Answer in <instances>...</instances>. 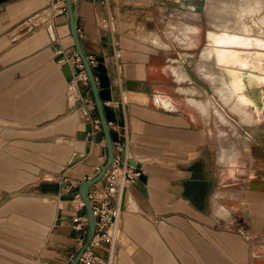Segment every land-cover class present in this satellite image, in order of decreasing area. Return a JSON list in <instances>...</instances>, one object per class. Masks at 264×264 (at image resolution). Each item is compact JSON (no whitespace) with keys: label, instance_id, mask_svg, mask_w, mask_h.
Instances as JSON below:
<instances>
[{"label":"crops","instance_id":"crops-1","mask_svg":"<svg viewBox=\"0 0 264 264\" xmlns=\"http://www.w3.org/2000/svg\"><path fill=\"white\" fill-rule=\"evenodd\" d=\"M72 3L112 141L140 169L116 242L93 251L111 264H264V32L237 48L246 105L214 58L208 104L203 83L175 66L196 60L172 56L167 25L172 9L200 13L203 0ZM77 56L65 0H0V264H69L85 241L78 186L107 148L88 79L64 71H80Z\"/></svg>","mask_w":264,"mask_h":264},{"label":"built area","instance_id":"built-area-1","mask_svg":"<svg viewBox=\"0 0 264 264\" xmlns=\"http://www.w3.org/2000/svg\"><path fill=\"white\" fill-rule=\"evenodd\" d=\"M87 59L92 67L94 59L91 57H87ZM59 62L63 64L65 60L59 59ZM73 64L80 69L75 76L81 80H87L86 72L78 56ZM108 126L110 128L112 123H109ZM92 127L96 130L101 129L99 119L92 121ZM112 145L114 157L112 163L101 178L103 183L99 187L93 188L90 191L88 190L87 192V198L94 216L95 230L78 264H111V254L106 260H103L93 251V248L107 244L111 250L118 236V219L121 211L123 192L128 185L135 182L140 174V169L128 164L121 157V153L125 147L124 140L112 141ZM76 205L79 207L83 206V201L78 195ZM79 226L82 227V224L80 223ZM79 242L82 241L80 240Z\"/></svg>","mask_w":264,"mask_h":264},{"label":"rangeland","instance_id":"rangeland-1","mask_svg":"<svg viewBox=\"0 0 264 264\" xmlns=\"http://www.w3.org/2000/svg\"><path fill=\"white\" fill-rule=\"evenodd\" d=\"M203 2H204L203 8L200 13L189 12V11L180 12V11H173L172 9V11H170V13L167 14V19H168L167 25H168L169 33L171 35L170 37L172 39H176L174 40L176 42V48L172 50L174 53L172 54V56L177 57L181 52H187V54L191 55V57L188 58V60H192V61L196 60V63L193 66H191V68L188 69L185 66H183L182 63H179L177 58L176 59L173 58L174 60L173 62H175V66H181L182 70L185 71L184 73H188V75H190L191 78L190 77L184 78L183 79L184 81L194 82L197 77L198 80L201 83H203L202 85L205 87L204 90L207 94V103L211 104L212 99L210 97L209 91L206 89L207 87L209 88L211 86L210 84L211 80L210 77H208V74H210V70L212 68L211 67L212 58H210L212 56H211V51L208 48V45L211 41L210 32H212L214 28L217 29L216 24L220 18L225 19L226 21L227 17L226 16L222 17L221 12L217 8H215L214 5L213 7H208L207 0H203ZM213 9H217V10H213ZM212 17L214 18L215 22ZM202 26L204 32L203 42L202 44L197 45ZM180 42L183 44H181ZM196 45L197 48H195ZM179 46L181 48L183 47L184 50L181 49ZM189 48H194V49L190 50ZM209 54L210 56H208ZM213 64L217 69H219V66H217L216 62H213ZM199 71H200V77H199ZM220 71L223 72V74L226 76V74L222 69ZM193 92L196 93V90L193 89Z\"/></svg>","mask_w":264,"mask_h":264},{"label":"bare ground","instance_id":"bare-ground-1","mask_svg":"<svg viewBox=\"0 0 264 264\" xmlns=\"http://www.w3.org/2000/svg\"><path fill=\"white\" fill-rule=\"evenodd\" d=\"M207 1H208V4L207 3L206 4L208 5V7H213L214 5L215 8H217L221 12L222 17L226 16L228 18L230 16L232 19L237 18V20L239 21V22L237 21L239 23L238 28H236L235 30L232 29L231 31H229L226 25V23H228L227 21L228 19H226V21L225 19H223L224 20L223 21L222 18H220V20L225 22L226 26H223L224 23L219 24V26H217V29L218 27L219 29L217 31L216 29H214L216 32H210L211 41L208 45V48L211 51V56H212L210 58L212 59L214 58L217 66H219V68H221L224 71V73L226 74L228 78H230V76L228 75L227 71L224 69L221 63L222 60H220V54L222 51L225 54H227V56L229 54L230 59L232 63L234 64L233 76L237 79L236 70H237L239 63L244 62L248 59L247 56L240 53V50L237 48H240V46L244 44V40L248 38V35L256 34V35L261 36V32H264V0H207ZM217 9H213V10H217ZM235 14H242V15L239 16ZM235 22L234 23L232 22V24H235ZM231 45H236V46H234L233 48H228ZM208 56H210V54ZM260 56L264 57V55H260ZM229 80L231 84V78ZM233 85L235 86L236 94L239 97L240 96L239 95L240 85H238V81H235Z\"/></svg>","mask_w":264,"mask_h":264},{"label":"water","instance_id":"water-1","mask_svg":"<svg viewBox=\"0 0 264 264\" xmlns=\"http://www.w3.org/2000/svg\"><path fill=\"white\" fill-rule=\"evenodd\" d=\"M65 7H66L67 15H68L69 27H70V31H71V34L73 37L74 45H75L77 54L79 55V58L83 64L87 79L89 81V84H90L92 92H93L95 105H96V108L98 111L99 121H100L102 131L104 134L105 145L107 148L106 161L103 163V165L101 166L99 171L93 177L82 181L80 183V185L78 186V194H79V197L83 201V208L86 211V217H87V235H86L85 241L82 244V246L79 248V250L77 251L75 256L73 257V259L69 263V264H78L79 259L82 256V254L85 252L86 248L88 247V245H89V243H90V241L94 235V230H95L94 216H93V212H92L90 202L87 198V192H88V189L91 185L95 184L96 182L101 180V178L103 177L107 168L110 166V164L113 161L114 151H113L110 129H109L107 120H106L105 115H104L102 103H101L99 95H98V91H97L92 67L90 66L88 59H87L86 55L84 54V52L80 46L79 40H78V35H77V31H76V11L74 10L72 0H65ZM67 69H68V64H65L64 65V71L68 75H71L72 73L76 74V71L71 72L70 69H69V71ZM121 157L123 158V152L121 153Z\"/></svg>","mask_w":264,"mask_h":264},{"label":"flooded vegetation","instance_id":"flooded-vegetation-1","mask_svg":"<svg viewBox=\"0 0 264 264\" xmlns=\"http://www.w3.org/2000/svg\"><path fill=\"white\" fill-rule=\"evenodd\" d=\"M223 50H225V49H223ZM220 60H222L221 61V63H222V65H223V67H224V69L227 71V73H228V75L230 76V78H231V86H232V89H233V92H234V97H233V99H237V104L238 105H240V106H245L246 105V103H245V101H244V99H242L243 97L241 96H237V94H236V89H235V86L233 85L234 83H235V81H237V79L233 76V72H234V64L232 63V61H231V59H230V56H229V54H228V56H227V54H225L223 51L221 52V54H220ZM235 80V81H234ZM239 95H240V93H239Z\"/></svg>","mask_w":264,"mask_h":264}]
</instances>
